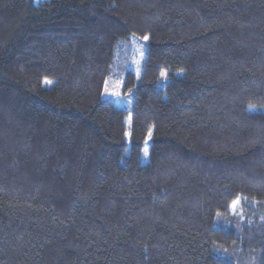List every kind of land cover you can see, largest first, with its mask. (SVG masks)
<instances>
[{
  "label": "trees",
  "instance_id": "16d2710c",
  "mask_svg": "<svg viewBox=\"0 0 264 264\" xmlns=\"http://www.w3.org/2000/svg\"><path fill=\"white\" fill-rule=\"evenodd\" d=\"M261 219L264 0H0V264H264Z\"/></svg>",
  "mask_w": 264,
  "mask_h": 264
},
{
  "label": "rangeland",
  "instance_id": "374dc122",
  "mask_svg": "<svg viewBox=\"0 0 264 264\" xmlns=\"http://www.w3.org/2000/svg\"><path fill=\"white\" fill-rule=\"evenodd\" d=\"M137 43L135 42V37L131 36L129 38V41H125V44L122 46V52H124V50L126 49L128 58H129V64H127L126 66L129 67V69L134 70L135 72H139V67L138 65H140V59H141V52L137 47ZM129 49H131L132 54L129 55ZM121 79H119L118 77H114L111 79H108L104 85V89H103V99L109 100V101H113L114 105L116 108L118 109H124L129 111V108L132 104V95L131 93H127V94H122L121 92ZM107 89V91H106ZM115 93V94H113ZM129 120L130 117H127L126 119V125L127 127H129ZM128 136V133H127ZM149 139L150 136L149 134L147 135L144 143H143V148H142V155H141V162L142 163H146L147 159H148V155L145 156V149L148 150L149 148ZM147 141V143H146ZM229 215H238V213L240 212V206L237 205L235 210H233V208H231L229 206ZM262 222L263 219H261Z\"/></svg>",
  "mask_w": 264,
  "mask_h": 264
},
{
  "label": "snow or ice",
  "instance_id": "6c2138e0",
  "mask_svg": "<svg viewBox=\"0 0 264 264\" xmlns=\"http://www.w3.org/2000/svg\"><path fill=\"white\" fill-rule=\"evenodd\" d=\"M143 40H144V41H148V40H149V37H148L147 35H145V36L143 37ZM160 76H161L162 78H166V73L162 71V72L160 73ZM50 83H51V81H47V80H45V84H50ZM106 91H107V89H106ZM113 94H115V93H113ZM126 135H127V133H126ZM149 136H151V129L149 130ZM146 143H147V141H146ZM147 155H148V150L145 149V156H147ZM239 202H240L239 198L233 200V201H232V204L230 205V207L233 208V210H235V208H236V206L239 204Z\"/></svg>",
  "mask_w": 264,
  "mask_h": 264
}]
</instances>
